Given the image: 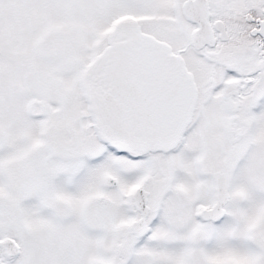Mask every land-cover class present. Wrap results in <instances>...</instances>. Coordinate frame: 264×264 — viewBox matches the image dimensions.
<instances>
[{"label": "snow or ice", "instance_id": "6c2138e0", "mask_svg": "<svg viewBox=\"0 0 264 264\" xmlns=\"http://www.w3.org/2000/svg\"><path fill=\"white\" fill-rule=\"evenodd\" d=\"M0 264H264V0H0Z\"/></svg>", "mask_w": 264, "mask_h": 264}]
</instances>
